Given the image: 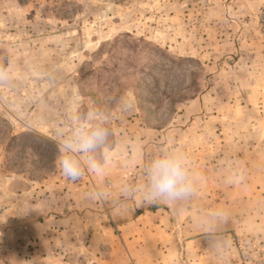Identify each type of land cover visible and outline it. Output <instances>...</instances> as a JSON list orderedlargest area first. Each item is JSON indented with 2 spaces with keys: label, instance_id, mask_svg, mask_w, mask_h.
<instances>
[{
  "label": "rangeland",
  "instance_id": "rangeland-1",
  "mask_svg": "<svg viewBox=\"0 0 264 264\" xmlns=\"http://www.w3.org/2000/svg\"><path fill=\"white\" fill-rule=\"evenodd\" d=\"M256 2L0 0V264H132V249H114L122 245L116 224L156 208L168 211L183 246L180 264H196L197 255L184 250L196 238L204 244L199 264H264V89L242 100L229 36L230 16L247 5L264 62V1ZM124 95L135 101L128 111L116 105ZM98 111L111 129L104 176L85 171L73 182L58 169L59 154L42 170L30 141L21 153L7 145L9 136L32 132L60 151L76 118ZM165 151L188 158L194 197L147 203L139 191L121 195L126 184L141 189L145 164ZM241 171L244 179L231 182ZM58 177L78 195L84 217L56 216L62 188L46 181ZM80 187L101 188L106 198L91 199ZM123 201V215L113 220L107 211ZM217 207L229 219L225 243L214 249L197 216Z\"/></svg>",
  "mask_w": 264,
  "mask_h": 264
},
{
  "label": "clouds",
  "instance_id": "clouds-1",
  "mask_svg": "<svg viewBox=\"0 0 264 264\" xmlns=\"http://www.w3.org/2000/svg\"><path fill=\"white\" fill-rule=\"evenodd\" d=\"M134 103V98L127 95L116 100L120 111H128ZM110 136L107 113L98 111L94 116H78L71 131L63 136L60 143L57 167L61 174L73 182L79 180L85 171L104 176L112 160ZM144 174L145 183L141 189L126 184L121 189V195L129 198L139 191L143 202L178 203L191 200L196 193L189 160L181 152L165 151L154 156L145 164ZM229 179L240 182L244 174L242 171L233 172ZM106 195L101 188H94L88 193L91 199L106 198ZM228 219L227 212L220 207L208 209L197 216V225L212 248L219 249L224 245L222 228Z\"/></svg>",
  "mask_w": 264,
  "mask_h": 264
},
{
  "label": "crops",
  "instance_id": "crops-1",
  "mask_svg": "<svg viewBox=\"0 0 264 264\" xmlns=\"http://www.w3.org/2000/svg\"><path fill=\"white\" fill-rule=\"evenodd\" d=\"M257 1L256 6H259L260 2L264 0ZM246 6L245 10H243L242 5L237 6L234 16H230L231 18H229L232 26H234L229 36L234 41L236 47L232 56L236 74L234 86L235 89L241 92V98L245 102L248 99L254 98V94L258 95L259 90L264 89V81H262L264 79V62L261 53L258 54L259 37L256 30V16L254 15V18H247L245 15L250 12L246 10ZM237 14L240 16H236ZM240 63L242 65H239ZM242 72L245 73V79L240 75ZM63 179L58 177L46 181V184L54 189L62 188V193L59 195L58 200L54 201L55 208H60V212L56 216L66 222L76 214L84 217L85 214H81V212L79 213L76 210L79 199L78 195L73 194L70 188L67 187L66 189L60 186V184H65ZM57 181H59V184H57ZM46 184L44 183L45 189L47 187ZM69 186H73V184L70 183ZM80 188V194L89 193L87 191L84 192L85 188ZM44 198L42 201H44ZM61 201L62 204H60ZM124 203V201L120 202L119 205L109 209L107 215L113 220H117L118 215H123L121 209L124 207ZM116 227L120 231L118 234L120 235L119 238L122 241V245L116 244L114 249L121 250L126 245L129 249H132L130 251V256L133 258L131 260L132 264H180L178 252L182 250L183 246L175 239L173 228L169 224L168 211L165 209L156 208L152 212H140L131 216L130 219L121 220V223L116 224ZM145 235H148V237ZM146 239L148 240L146 241ZM196 239L185 240L184 250L185 254H196L197 256L193 261L199 264L202 256L200 251L204 248V244L199 238Z\"/></svg>",
  "mask_w": 264,
  "mask_h": 264
},
{
  "label": "trees",
  "instance_id": "trees-1",
  "mask_svg": "<svg viewBox=\"0 0 264 264\" xmlns=\"http://www.w3.org/2000/svg\"><path fill=\"white\" fill-rule=\"evenodd\" d=\"M27 143H29L33 151L38 153V157L40 158V163L37 165L38 169L46 170L49 164L55 159L56 155L59 154L57 144L53 140L36 133L25 132L15 134L9 136L7 141V145L11 147L12 151L14 150V153H16V149H18L20 153L23 152L25 144ZM43 160H46V162H43Z\"/></svg>",
  "mask_w": 264,
  "mask_h": 264
},
{
  "label": "built area",
  "instance_id": "built-area-1",
  "mask_svg": "<svg viewBox=\"0 0 264 264\" xmlns=\"http://www.w3.org/2000/svg\"><path fill=\"white\" fill-rule=\"evenodd\" d=\"M258 19H259L260 31H261V34L263 37L262 43H263V47H264V4L261 8V11L259 12Z\"/></svg>",
  "mask_w": 264,
  "mask_h": 264
}]
</instances>
